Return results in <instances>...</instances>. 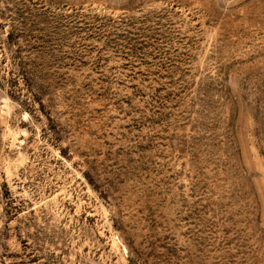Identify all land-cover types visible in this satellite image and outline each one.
Wrapping results in <instances>:
<instances>
[{
  "label": "rangeland",
  "instance_id": "rangeland-1",
  "mask_svg": "<svg viewBox=\"0 0 264 264\" xmlns=\"http://www.w3.org/2000/svg\"><path fill=\"white\" fill-rule=\"evenodd\" d=\"M0 264H264V0H0Z\"/></svg>",
  "mask_w": 264,
  "mask_h": 264
}]
</instances>
